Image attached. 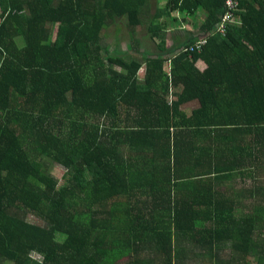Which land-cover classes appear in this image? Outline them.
<instances>
[{
  "label": "trees",
  "instance_id": "obj_1",
  "mask_svg": "<svg viewBox=\"0 0 264 264\" xmlns=\"http://www.w3.org/2000/svg\"><path fill=\"white\" fill-rule=\"evenodd\" d=\"M154 2L0 0V264H264V0L224 34V0ZM198 9L200 50L138 59Z\"/></svg>",
  "mask_w": 264,
  "mask_h": 264
},
{
  "label": "crops",
  "instance_id": "obj_2",
  "mask_svg": "<svg viewBox=\"0 0 264 264\" xmlns=\"http://www.w3.org/2000/svg\"><path fill=\"white\" fill-rule=\"evenodd\" d=\"M166 0H163V2L161 3L160 0H155L154 2V7L157 8V7H162L164 6ZM156 5V6H155ZM153 11H155V9H153ZM170 17L171 18H174L176 17L179 21V23H177L176 21H170L169 25L167 26L166 28V31L168 33V37L166 39V42H165V46L164 47H160L158 46V42H149L148 45L143 48L144 50H148L149 51V54L148 51L147 53L146 52H143L144 55H157V54H161V55H166V52L168 49H171V50H175V51H179L180 49V46H181V41H184V40H187L188 38L192 37L193 35L192 34H195L197 35V37H205L204 35H200L201 33V25L203 24L204 22V19L206 17V14L201 11V10H197L192 13H188L186 11H178V10H175L173 11L171 14H170ZM177 34V35H176ZM178 34L182 35L183 38H180V36H178ZM181 40L179 42V40ZM129 42V39L127 40ZM150 45V46H149ZM143 47L141 44L139 45V48L140 50H142ZM137 54V53H136ZM135 54V56H136ZM138 59H142L143 58V54L141 53V55L139 54L138 55ZM143 60V59H142ZM198 66H201V67H204L205 64L203 62H199L198 63ZM164 67H170V61H166L165 64H164ZM143 69V72H142V77H138L139 79H142L144 77V69H145V66L144 64L142 65L141 67ZM180 87H176L175 90L173 91L174 93H177L180 91L179 89ZM173 95H172V92L170 95H168L167 99L169 102H171V100L173 99ZM198 106V102L197 100H188L186 102H184L180 107L181 109H183L184 111H187L188 113L194 109L195 107ZM241 202H243L241 200Z\"/></svg>",
  "mask_w": 264,
  "mask_h": 264
},
{
  "label": "rangeland",
  "instance_id": "obj_3",
  "mask_svg": "<svg viewBox=\"0 0 264 264\" xmlns=\"http://www.w3.org/2000/svg\"><path fill=\"white\" fill-rule=\"evenodd\" d=\"M160 1H161V3L163 2V0H160ZM153 9H154V6L152 4L150 6V4H149L146 11L148 12V14H150V12L153 11ZM146 16L147 15H145V17ZM121 22H122L121 20H116L115 22H110V25L107 27L106 31L104 32V35L107 36L106 37V40L108 41L107 47L110 50L111 54L119 55V54L123 53V50L127 46V40L129 37H128L127 31H126L124 25H122ZM178 36H180V38H183V36L180 34H178ZM136 37L138 40V44L139 45L141 44L143 46V47H141L142 48V54H144L143 52L147 53L148 50H144L143 48H145L149 42H158L159 41V39L151 38L149 36V32L147 30L145 23H143L137 27ZM19 43H21L20 40H19ZM147 54H149V51ZM114 67L117 70H120L119 66L115 65ZM142 72H143V69L141 68L138 71V77H140V78L142 77ZM50 171L56 178L61 180L63 172H64V168L58 164L52 163ZM257 177H259V176H257ZM240 180H242V181L238 180V182L235 184L237 191L239 189H240V191H242V189L240 187H244L245 185L250 184V181L248 179L245 180V182H243V179H240ZM253 199L254 198L251 197L250 200H247V201L245 200L244 204L250 205L251 203H253ZM26 217L30 222L41 224V221L32 214H28ZM59 238L61 239L62 237L59 236ZM31 259L32 260L37 259L38 261H40L41 257L37 253L32 252L30 254V260ZM249 263L255 264L256 260L250 256L249 257Z\"/></svg>",
  "mask_w": 264,
  "mask_h": 264
},
{
  "label": "built area",
  "instance_id": "obj_4",
  "mask_svg": "<svg viewBox=\"0 0 264 264\" xmlns=\"http://www.w3.org/2000/svg\"><path fill=\"white\" fill-rule=\"evenodd\" d=\"M241 0H224L223 4V13L219 23L216 25V31L224 34L227 32L228 26L230 23L236 21V14L239 10V3ZM206 42L205 37L200 38L196 41L195 45L198 50L201 49V45ZM193 46L189 50H192ZM184 50V49H183ZM188 51V50H184Z\"/></svg>",
  "mask_w": 264,
  "mask_h": 264
}]
</instances>
